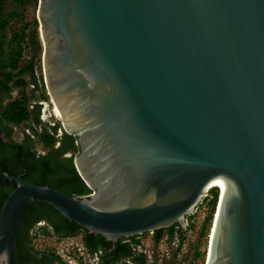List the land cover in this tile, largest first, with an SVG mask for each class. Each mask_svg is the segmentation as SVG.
<instances>
[{"label": "water", "instance_id": "1", "mask_svg": "<svg viewBox=\"0 0 264 264\" xmlns=\"http://www.w3.org/2000/svg\"><path fill=\"white\" fill-rule=\"evenodd\" d=\"M37 16L51 111L91 193L0 169L15 184L0 264L34 203L116 242L185 230L215 182L205 264H264V0H38Z\"/></svg>", "mask_w": 264, "mask_h": 264}, {"label": "flooded vegetation", "instance_id": "2", "mask_svg": "<svg viewBox=\"0 0 264 264\" xmlns=\"http://www.w3.org/2000/svg\"><path fill=\"white\" fill-rule=\"evenodd\" d=\"M11 86V82L7 83L0 77V169L8 175L19 176L30 184L56 189L61 180L59 166L74 156L71 152H58L63 145L64 131L57 127L59 122L51 111L52 108H44L42 101L30 102L28 106L32 112L37 110L36 106L40 107L38 123L34 121V114L20 125L6 122L3 119L4 109L15 100ZM28 124L31 128H28ZM45 133L55 139L52 148H47L40 142ZM46 172L47 178L40 179ZM13 184L0 175V202L10 192ZM1 207L0 203V210ZM170 229L156 231L158 235L155 236V242H159L161 232ZM65 230L66 226L57 215L44 213L40 205L34 204L26 214L23 212L20 219L15 243V264H65L59 251L36 244L38 238H49L51 235L69 237L65 236ZM136 238L139 237L118 239L116 242L105 240L104 247L98 246L91 250L84 246L83 236L80 240L89 260L87 264H146V256L142 255L145 251L134 242ZM83 254L84 252L80 253V256Z\"/></svg>", "mask_w": 264, "mask_h": 264}, {"label": "rangeland", "instance_id": "3", "mask_svg": "<svg viewBox=\"0 0 264 264\" xmlns=\"http://www.w3.org/2000/svg\"><path fill=\"white\" fill-rule=\"evenodd\" d=\"M9 11H12L11 7H9ZM21 12L22 18L13 20L7 26L3 36L6 41H9L15 34L24 29L26 38L20 66L29 65L30 61H33V69L38 79V89L35 91V88L28 84L22 91L21 85L14 82L13 99L19 98L23 92L28 97L29 104L30 102L42 101L44 108L49 110L52 105L43 80V48L39 37L38 0H24ZM21 79L27 81L28 77L23 76ZM30 126L28 124V128H31ZM77 151L71 155H75ZM209 199L208 193L194 213L186 218L187 226L181 234L178 232V228L173 226L171 231H163L159 234L160 240L157 243L155 242V235L149 233L134 240L140 249L145 251L142 255L146 256V264H205L214 220L213 215L211 222H204L209 210L207 205ZM81 236V234L72 237H54L51 235L49 238H38L36 244L59 251L65 264H87L89 260L85 250H83ZM82 252L84 254L80 256Z\"/></svg>", "mask_w": 264, "mask_h": 264}, {"label": "trees", "instance_id": "4", "mask_svg": "<svg viewBox=\"0 0 264 264\" xmlns=\"http://www.w3.org/2000/svg\"><path fill=\"white\" fill-rule=\"evenodd\" d=\"M24 0H0V77H3L7 83L11 82V87L15 88V84L21 85L22 91L25 85H32L35 88V91L38 89V79L35 75L33 69V61H30L29 65L21 67V61L23 59L24 52V43L26 34L24 29L15 34L9 41H6L3 33L6 31L7 26L13 21L19 18H22L21 9L23 7ZM9 7L12 8V11H9ZM33 60V59H32ZM28 77L27 81H23L21 77ZM29 99L24 93H21V96L13 101H11L3 112V119L14 125H20L30 119L31 114H34V121L38 123V115H39V106H36L37 110L31 111L29 109ZM59 126V125H58ZM40 142L47 147L52 148L55 144V139L53 136L45 133L41 136ZM78 150L75 144V138L73 136L63 134V145L58 149V152L67 153V152H75ZM60 172L59 176L61 180L56 185V190L66 194L70 197L82 198L88 196L91 191L86 187L83 181L80 179L78 174L75 171L73 166V159H67L59 166ZM13 176V175H10ZM48 176V172L43 173L40 179H45ZM15 188L13 184L10 192ZM51 188V187H49ZM54 189V188H52ZM9 192V193H10ZM9 193L5 196L4 200H2L1 206ZM210 199L208 201V213L205 219V223L211 222L213 219V215L215 213L216 204L218 200V192L217 189H211L209 191ZM40 205L43 208L44 213H53L57 215L63 224L66 226L65 236H76L81 234L84 237L83 244L87 250H91L92 248L103 246L106 244L105 239L99 235L89 234L86 230L77 226L75 223L69 222L64 217H62L59 213H57L50 206L42 203H34ZM28 206L24 210V214L28 212V210L34 205ZM24 216V215H23ZM24 218V217H23ZM23 220V219H22ZM176 227V226H174ZM177 228V227H176ZM60 231V230H59ZM171 231V230H169ZM178 232L181 234L182 231L178 229ZM158 235V232L154 234ZM158 240V239H156Z\"/></svg>", "mask_w": 264, "mask_h": 264}, {"label": "bare ground", "instance_id": "5", "mask_svg": "<svg viewBox=\"0 0 264 264\" xmlns=\"http://www.w3.org/2000/svg\"><path fill=\"white\" fill-rule=\"evenodd\" d=\"M54 113H55V116L60 117L58 114H56V107L54 108ZM213 188L219 189V193L222 192V185L219 182H215V183L211 184L208 189H213ZM213 222H214V220H213ZM212 226H213V224H212ZM211 235H213V229L212 228H211V232H210V237H211ZM208 248H209V246H208Z\"/></svg>", "mask_w": 264, "mask_h": 264}, {"label": "built area", "instance_id": "6", "mask_svg": "<svg viewBox=\"0 0 264 264\" xmlns=\"http://www.w3.org/2000/svg\"><path fill=\"white\" fill-rule=\"evenodd\" d=\"M52 108H53V106H52ZM54 116H55V115H54ZM55 118H56V120L59 122V125L61 126V122H60V120H59L56 116H55ZM208 193H209V192H208ZM208 193H207V194H208ZM218 193H219V192H218ZM207 194H206V195H207ZM218 195H219V194H218Z\"/></svg>", "mask_w": 264, "mask_h": 264}]
</instances>
